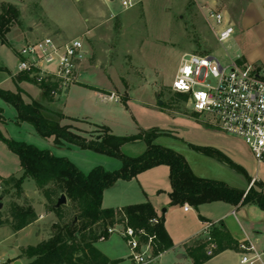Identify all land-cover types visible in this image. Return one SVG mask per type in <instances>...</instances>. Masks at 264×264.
<instances>
[{"label":"rangeland","instance_id":"rangeland-1","mask_svg":"<svg viewBox=\"0 0 264 264\" xmlns=\"http://www.w3.org/2000/svg\"><path fill=\"white\" fill-rule=\"evenodd\" d=\"M121 1L0 0V12L8 3L15 4L21 11L19 20L14 22L9 34L16 48L23 44L21 32L32 40L45 36L62 42L76 37L84 39L89 55L80 72V82L70 85V92L61 93L57 98L59 109L67 114L88 116L91 120L100 121L97 119H103L106 112V123L118 136L153 128L165 130L168 134L160 135L154 143L185 156L194 172L201 177L222 180L235 187L247 179L245 174L226 162L194 150L191 144L217 148L243 166L250 176L264 177V164L258 163L244 139L222 131L213 118L193 110L188 95L171 88L184 53L213 54L226 65L230 58L244 54L242 48L251 34L238 25L231 39L221 43L207 19L205 10L210 7L204 0H144L131 9H124ZM248 1L221 0L219 10L228 11L231 21L237 22ZM8 51L9 48L0 43L2 61H6L5 52ZM4 63L9 65L8 61ZM36 84L40 85L39 82ZM103 90H114L120 100H103ZM127 101L128 106L125 104ZM15 114V107L7 105L4 115L8 124L0 123V129L13 139L67 157L85 173L96 166L107 170L122 166L120 159L91 149L72 145L60 150L52 139L43 138L30 123L18 125L10 120ZM78 125L87 128L85 120ZM0 142L8 147L2 140ZM147 147L142 140L126 143L121 150L129 156H139ZM10 152L5 156L0 154V174L8 176L14 172L16 176H21L19 158ZM164 168L169 169L167 165ZM122 184L130 186L126 181ZM23 187L24 194L20 198L15 190L4 195L0 187V216L7 220L11 202L16 200L21 204H33L39 218L19 231L9 224H0V264H29L30 259L24 250L48 239L53 234V225L58 221L57 214L50 211V204L32 178H26ZM116 191V187L109 189L107 203H116ZM68 204L69 201L63 205H66V219L71 220L76 211L72 204ZM221 205L229 206L227 203ZM231 216L240 235L245 234L237 220L251 237L260 236V243L264 246L263 228L258 227L257 223L255 226L252 224L264 220V210L257 206L244 207L236 216ZM97 246L111 256L122 257L118 264H133L129 257L131 250L119 233L98 241ZM173 256L172 253L165 255L163 264H171L169 257Z\"/></svg>","mask_w":264,"mask_h":264},{"label":"trees","instance_id":"trees-1","mask_svg":"<svg viewBox=\"0 0 264 264\" xmlns=\"http://www.w3.org/2000/svg\"><path fill=\"white\" fill-rule=\"evenodd\" d=\"M20 15L21 11L15 4H4L0 12L2 43H8L7 35ZM18 79L37 83L36 78L27 72L20 73ZM40 87L46 98L52 96L60 85L50 78L43 81ZM0 97L16 108L18 123H30L43 138H53L57 145L91 149L122 161V166L116 170L96 166L85 173L69 158L56 155L50 149H42L34 144L13 139L0 130V140L19 157L22 171L21 176H0V187L4 195L15 190V194L20 198L24 194L25 179L32 178L50 204V211H54L58 216V221L53 225V234L24 250V254L30 259L29 264H117L122 260L111 259L97 246V242L104 235L108 239V229L119 224L143 229L148 236L155 235L153 246L156 253L173 247L174 243L165 227V215L159 216L150 201L118 208L103 206L107 189L120 180L130 181L140 173L159 165H167L170 168L172 191L169 196L172 205L188 203L198 208L205 203L221 201L232 206L254 204L264 209L262 181L255 180L246 190L233 187L222 180L197 175L185 156L172 148L154 143L160 135L168 134L165 130L153 128L127 136H118L106 126L87 131L73 124L63 123L66 115L60 110L51 109L41 101L26 102L21 89L14 92L0 88ZM3 118V109L0 108V119ZM138 140H144L148 145L143 154L129 156L122 152L124 144ZM191 147L226 162L248 176L245 168L236 164L219 149L195 144H191ZM62 194L66 195L68 205L72 204L76 211L71 220L66 219V205L56 207ZM38 218L33 204H21L14 200L10 205L9 218L6 220L0 216V224H9L12 229L19 231ZM154 219H158V222H154ZM210 235L211 241L205 236L187 246L195 264H202L226 249L239 247L240 242L233 238L222 223H214ZM211 242L217 244L213 256L207 254Z\"/></svg>","mask_w":264,"mask_h":264},{"label":"built area","instance_id":"built-area-1","mask_svg":"<svg viewBox=\"0 0 264 264\" xmlns=\"http://www.w3.org/2000/svg\"><path fill=\"white\" fill-rule=\"evenodd\" d=\"M144 0H122L124 9H131ZM207 19L217 39L227 42L235 33L234 24L216 8H208ZM18 72H27L41 84L52 79L63 88L79 82L80 71L89 51L80 37L59 41L52 36L28 40L19 50ZM171 88L187 94L195 112L213 118L222 131L237 135L249 145L259 164H264V64L240 62L230 58L225 65L213 54L184 53ZM113 99H119L114 93ZM120 100V99H119ZM185 209H190L185 205ZM158 222V219H154ZM108 229V234L119 233L131 250L133 264H162L164 251L155 252V235L145 230L120 224ZM213 222L206 224V238L212 240ZM106 235L100 240H106ZM241 264H264V249L260 250L246 237L240 241ZM217 244L211 242L207 254L213 256Z\"/></svg>","mask_w":264,"mask_h":264},{"label":"crops","instance_id":"crops-1","mask_svg":"<svg viewBox=\"0 0 264 264\" xmlns=\"http://www.w3.org/2000/svg\"><path fill=\"white\" fill-rule=\"evenodd\" d=\"M204 1H205L204 3L209 4L207 7H212L216 9H219L221 3V0H204ZM207 7L204 8L206 9ZM207 9L205 11H207ZM222 12L225 14L226 18L229 21H231V19L228 16L229 14L228 11L225 10ZM232 23L235 26V31H236V27L238 25H241L244 31L246 30L248 31V33L251 34L250 36H248V40L246 39V43L242 48V51L244 50L243 51L244 54L238 55L236 58H239L240 62L264 64V0H249L246 7L243 9L240 19L237 22H232ZM10 32L7 35L8 38L7 44L2 43V41L0 40V43L2 44L3 47L7 46L9 48V51L5 52V58L6 61H8L9 65L7 63H4L6 61L5 60L2 61L0 57V88L11 90L14 92H17L19 89H21L22 95L26 102H32L34 100L41 101L51 109L62 111L66 115V119L63 121V123L65 124H73L75 127L87 131H90L95 128H99L101 126H106L110 129L112 133L116 134L112 129L111 125L106 123L108 117L106 112H104L105 109L101 108L104 112V116L103 119H97L100 121L91 120L88 116H72L67 114L61 108L59 109L57 105V98L61 93L68 94L71 90L70 87L63 88L60 86L56 91L52 93V96L45 98L43 94V89L42 87H40V85L34 82H29L27 80L18 79L20 72L16 70V67L18 66L20 60L19 50L26 41L32 39H30L29 35L21 32V34H23L22 35L23 44L20 48H16L15 41L9 38ZM85 64L86 61L82 66L83 68L85 67ZM114 90L112 92L103 90L104 92V94L102 95L103 100L106 101L112 99L110 95L114 93ZM128 101L127 103H125L127 106H128ZM7 105H11V104L6 102L4 99L0 97V108L3 109V117H4L3 119H0V123L5 126L8 124V119L4 115V111L6 110ZM17 116H18V112L16 110L15 117L10 118V120H14V122H16L18 125H22V123L17 122ZM79 120L80 121L85 120L87 128H81L78 125V123L80 122ZM48 139H52L53 144L60 150L71 148L70 146L67 145H57L54 142L53 138H48ZM140 141L142 140H138L134 143H138ZM10 151L11 150L5 144L3 143L1 144L0 142V154H2L3 156L9 155L11 154ZM164 166L165 165H159L153 167L149 170L140 173L134 179L130 181H126L127 183L129 182L128 185L130 186H126L122 184L124 180L118 181L114 186L111 187V188L116 187L118 189V192L116 191L114 195V199H115L114 202L116 203H110V204L107 203V199H108L106 198L107 193L111 188L105 191L103 198V206L113 207V208L150 201L154 205L159 216H161L162 214L165 215V227L174 245L170 249L163 252L161 258L162 264H163V260L165 262V259H163L165 255L170 253L174 255L173 258L169 257L171 264H195L193 258L190 256L188 252L187 246L193 245L197 241V239L205 238L206 236L205 228L208 222H213L215 224L222 223V225L225 226V228L231 233L234 239L240 242L244 238L249 237L254 242L255 245L256 244L258 245L257 246L258 249L260 250L264 249V246H262L260 243L261 242L260 236L259 237L257 236L255 238L251 237L247 233L241 222H239V220L236 219L245 234L244 236L240 235L239 229L237 228V224L235 223V221L231 216V215L236 216L237 212H239L244 207H248V208H252V206L259 207L258 205L245 204V205L232 206L229 204V206H222L221 204L225 202L216 201L211 203H205L200 205L198 208H195L192 205L186 203L187 205L190 206V209L188 210L185 209L186 204L172 205L169 196V193L172 191V184L170 180V168L169 169L164 168ZM18 167H19L18 170L21 171L20 160ZM12 174L15 173L13 172ZM247 174L248 176L245 182L240 184L239 187L237 188L248 190L250 186H252L255 180H259L264 183V177H257V176L252 177L249 175L248 171ZM0 176H4V175L0 174ZM251 177L253 178L252 182H250ZM206 205H210V206H206ZM256 223L258 227L263 228L262 230L264 231V220L253 222L252 223L253 226H255ZM104 253L107 256H109L111 259L123 260L122 257L111 256L106 252ZM129 257L131 260L130 254ZM240 260H241V249L240 247H238L237 249H231V248L226 249L216 254L212 258L208 259L207 261L203 262L202 264H241Z\"/></svg>","mask_w":264,"mask_h":264},{"label":"water","instance_id":"water-1","mask_svg":"<svg viewBox=\"0 0 264 264\" xmlns=\"http://www.w3.org/2000/svg\"><path fill=\"white\" fill-rule=\"evenodd\" d=\"M14 1H17V0H14ZM162 103V102H161ZM67 197H66V195L65 194H62L61 196H60V198L58 199V202H57V204H56V207H61L63 204H66L67 203ZM1 207H2V202L0 203V209H1Z\"/></svg>","mask_w":264,"mask_h":264}]
</instances>
